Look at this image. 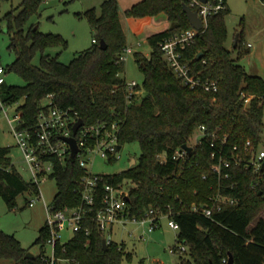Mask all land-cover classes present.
I'll use <instances>...</instances> for the list:
<instances>
[{
  "label": "trees",
  "instance_id": "obj_1",
  "mask_svg": "<svg viewBox=\"0 0 264 264\" xmlns=\"http://www.w3.org/2000/svg\"><path fill=\"white\" fill-rule=\"evenodd\" d=\"M41 1L22 0L18 10L6 14V32L11 36L8 47L15 54V59L6 66V73L17 72L24 84L0 85V99L6 105L20 102L19 127L28 128L36 123L42 101L49 94H53L58 106L71 108L86 123L116 121L120 144L138 142L140 157L131 168L103 176L110 182L133 183L127 202L130 216L143 217L150 208L168 215L180 227L174 249L188 246L195 264H228L230 255L234 264H264V217L261 216L264 170L257 173L233 162L229 169L225 168L229 177L219 179L211 169L220 148L228 158L237 152L248 157L246 142L250 140L258 149L264 134V79L249 74L239 63L248 51L240 50L233 57L225 46L228 37L225 15L229 9L210 17L207 27L184 50L194 77L218 81L215 92L185 86L164 60L160 48L164 38L192 26L183 10L185 0H141L126 9L127 17L164 13L170 21L167 29L148 36L150 55L135 53L144 74L145 94L135 96L128 103L126 79L121 76L126 61L120 60L128 46V36L118 0H105L100 13L96 8L85 12L94 31L93 45L67 64L59 61V54L51 56L46 52L50 47L67 46L62 35L40 32L35 24L27 27ZM243 33L244 30L239 32L236 48L241 45ZM102 39L107 43L106 49L100 47ZM199 51L204 56L194 60ZM38 53L40 62L36 64ZM137 88L142 89L140 85ZM247 97H250L248 102ZM200 126L215 136H206L184 158H174L175 152L189 142ZM234 146L238 147L237 151ZM214 152L216 158L212 157ZM84 174L77 160L55 163L52 178L56 179L58 191L52 204L56 209L80 204L77 187ZM26 191L37 195L39 188L17 171L11 162L10 148L0 147V197L13 208L16 198ZM219 193L237 199V203L216 209L211 216L189 209L194 203L212 204ZM84 227L89 228V236L83 229L57 245V256L70 261L56 264H124L126 258L132 259L125 242L113 241L105 248L104 236L96 223L89 220ZM48 237L45 224L35 243L44 246ZM88 239L90 243L86 245ZM27 252L13 234L0 229V259H9L14 264H50L45 260L44 250L35 258L26 257ZM189 263L182 258V264Z\"/></svg>",
  "mask_w": 264,
  "mask_h": 264
},
{
  "label": "rangeland",
  "instance_id": "obj_2",
  "mask_svg": "<svg viewBox=\"0 0 264 264\" xmlns=\"http://www.w3.org/2000/svg\"><path fill=\"white\" fill-rule=\"evenodd\" d=\"M22 0H0V65L6 67L15 59V54L10 51V34L6 32L8 19L6 14L18 10ZM105 0H42L38 12L27 22V27L35 24L40 32L60 34L67 40V46H54L46 50L51 56L59 54V61L69 63L74 56L93 45L94 31L85 12L96 8L100 13L101 5ZM141 0H118L120 5L121 20L128 36L133 52L127 55L125 69L121 76L127 81H136L141 86L140 97L145 94L143 88L144 74L141 72L135 53L141 52L150 55L151 46L148 36L166 29L170 21L164 13L157 16L144 18L127 17L125 10ZM230 10L225 15V23L228 37L225 46L231 51L233 57L238 56L240 50L248 51L239 63L245 66L249 74L258 75L264 72V0H228ZM15 10V11H16ZM259 29H263L260 30ZM244 30L241 45L236 48L235 42L239 32ZM253 44L252 48L248 43ZM40 62V53L34 59ZM8 84L22 85L23 78L15 71L5 74ZM2 95L0 89V97ZM18 104L5 105L2 108L0 102V147L10 148L11 162L25 180L31 179L22 149L12 131L10 120L17 125L15 119ZM196 138V136H195ZM192 143V141H191ZM259 149L264 150V134ZM140 145L138 142L122 145L116 159H105L96 156L93 162V172L96 174H115L136 165L140 157ZM164 158V156H163ZM126 188H131L133 183L125 180ZM58 191L56 179L46 177L41 183V195L26 191L15 200V206L10 208L7 202L0 197V229L8 234H13L29 252L39 255L43 250L50 253L51 245L35 243L40 235L41 228L46 224V204H51ZM35 199L33 205L29 201ZM264 217V211L261 213ZM149 222L128 223L126 226L114 227L112 239L116 242H125L127 250L132 252V259L127 258L124 264H182V258L189 260V264H195L189 255L188 246L184 245L186 253L180 254L173 251L176 244L178 230L170 226L168 215H162L157 227L149 232ZM73 231L67 223L63 224L61 240L66 242L73 237ZM0 264H14L9 259H0Z\"/></svg>",
  "mask_w": 264,
  "mask_h": 264
},
{
  "label": "built area",
  "instance_id": "obj_3",
  "mask_svg": "<svg viewBox=\"0 0 264 264\" xmlns=\"http://www.w3.org/2000/svg\"><path fill=\"white\" fill-rule=\"evenodd\" d=\"M203 22L202 29H196L191 26L174 35L164 38L160 42V48L163 57L173 73L181 79L185 86L191 89L201 88L207 92H215L218 90V81L214 78L194 77L191 73L189 62L184 57V50L191 46L200 31L207 27L208 20L217 14L229 9L228 0H185ZM252 45L248 43V47ZM133 52L131 46H127L120 56V60L126 61L127 55ZM6 67L0 65V85L6 82ZM136 81L126 80L127 102L131 103L135 96H140ZM250 97H247L248 102ZM2 108L5 105L0 99ZM18 104V103H14ZM36 123L28 128H21V114L16 113L17 125H13L10 120L13 134L18 145L23 151L24 159L31 173V179L39 188L37 198L41 195V183L46 177H52L54 173L55 163L65 164L71 161V146L65 140L66 137L74 136L79 151L75 155L80 167L85 171L84 176L78 181L77 190L81 197V202L76 206H65L56 209L53 204H46L47 221L46 226L49 231V237L46 244L51 245L52 250L47 253L44 250L45 260L50 264L57 262L70 261L69 258H61L56 254V247L64 244L61 240V231L63 224L67 223L73 231V236L81 230H85L87 236L90 230L84 227V223L93 221L99 232L104 236L107 245L112 243V233L117 225L126 226V224L134 222L145 225L149 222L148 231L152 232L158 225L163 214L158 210L150 208L143 217L130 216L127 213V202L129 198L130 188H126L125 180L122 182L106 181L103 174L93 172V162L96 156L105 159H116L121 148H119V124L109 122L107 120H98L93 123H84L77 131L73 133V126L77 122V112L71 108H62L54 102L53 94H49L41 104V108L36 116ZM215 133L207 132L205 126H200L194 135L190 138L188 145L194 149L195 145L202 144L203 139ZM196 136V138H195ZM192 141V143H191ZM223 143L226 136L222 138ZM214 146V143H212ZM246 150L250 152L248 157H244L241 153H232L231 157H227L224 149L220 148V155L217 161L212 163L211 169L219 179L229 177V169L233 162L237 165L242 164L245 169L253 168L257 173L263 171L264 150L253 147L252 142L248 140L245 145ZM238 147L234 146V151ZM188 154L187 150L181 147L175 152L174 158L181 159ZM216 158V153L212 154ZM226 168V169H225ZM226 170V171H224ZM35 203V199L29 201L30 205ZM237 199L217 194L213 203L192 204L190 210L201 212L207 216H211L214 210H221L227 205H234ZM170 226L179 230V224L170 219ZM67 242V241H66ZM90 243V239L86 241V245ZM179 251L186 252L184 245L180 246ZM173 248V251H178ZM226 261V260H225Z\"/></svg>",
  "mask_w": 264,
  "mask_h": 264
},
{
  "label": "water",
  "instance_id": "obj_4",
  "mask_svg": "<svg viewBox=\"0 0 264 264\" xmlns=\"http://www.w3.org/2000/svg\"><path fill=\"white\" fill-rule=\"evenodd\" d=\"M183 10L184 12L187 14L188 18H189V21L191 23V25L196 28V29H202L203 27V22L201 20V18L198 16L197 12L194 11L189 5H187L186 3H183ZM37 28V26H35V29ZM238 40H239V35H237L236 37V42H235V45H237L238 43ZM100 47L102 49H106L107 48V43L105 42L104 39L101 40L100 42ZM204 56V52L203 51H199L194 60H199L201 59L202 57ZM85 123L84 119L82 118H79L77 120V122L74 124L73 126V133L76 134L78 129ZM65 140L70 144L71 146V161L74 162L75 160V155L77 154V152L79 151V148L77 146V143H76V139L74 136H71V137H66ZM121 144L119 145V148H121ZM184 149L187 150L188 153H191L193 151V147L188 145L187 143L183 144L182 146ZM263 169H264V163H263ZM103 245L104 247L106 248L107 247V243H106V240L104 239L103 240ZM26 257H29V258H35L36 255L32 252H27ZM228 264H234V260H233V257L232 255H230L229 257V261H228Z\"/></svg>",
  "mask_w": 264,
  "mask_h": 264
},
{
  "label": "crops",
  "instance_id": "obj_5",
  "mask_svg": "<svg viewBox=\"0 0 264 264\" xmlns=\"http://www.w3.org/2000/svg\"><path fill=\"white\" fill-rule=\"evenodd\" d=\"M228 5H229V2H228ZM229 10H230V6H229ZM167 29V28H166ZM165 30V29H163ZM163 30H160V31H163ZM260 30H263V29H259ZM252 46L249 47V48H252L253 47V44L251 42H249ZM128 45H131L130 42L128 41ZM259 76H261L263 79H264V72H260V74H258ZM127 247V246H126Z\"/></svg>",
  "mask_w": 264,
  "mask_h": 264
}]
</instances>
